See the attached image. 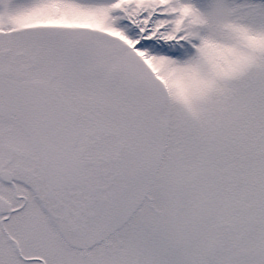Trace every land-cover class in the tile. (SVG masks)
Here are the masks:
<instances>
[{"label":"snow or ice","instance_id":"snow-or-ice-1","mask_svg":"<svg viewBox=\"0 0 264 264\" xmlns=\"http://www.w3.org/2000/svg\"><path fill=\"white\" fill-rule=\"evenodd\" d=\"M0 264H264V0H0Z\"/></svg>","mask_w":264,"mask_h":264}]
</instances>
